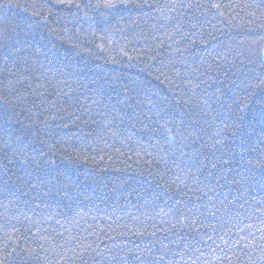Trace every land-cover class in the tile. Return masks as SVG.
<instances>
[{"label": "trees", "instance_id": "trees-1", "mask_svg": "<svg viewBox=\"0 0 264 264\" xmlns=\"http://www.w3.org/2000/svg\"><path fill=\"white\" fill-rule=\"evenodd\" d=\"M104 2L0 0V264H264V0Z\"/></svg>", "mask_w": 264, "mask_h": 264}, {"label": "snow or ice", "instance_id": "snow-or-ice-1", "mask_svg": "<svg viewBox=\"0 0 264 264\" xmlns=\"http://www.w3.org/2000/svg\"><path fill=\"white\" fill-rule=\"evenodd\" d=\"M104 7V8H115L117 7V5L113 2V0H105V2L103 3V5H100L98 4L97 7ZM76 7H80V5H76ZM213 7H219V5H213ZM165 131L167 133H169V139H174V137H171L170 133L172 132V129L171 128H167L165 126ZM261 168H264V164H261ZM212 191H215V189L213 188ZM205 195H207V193H205ZM206 207V206H205ZM221 208L223 209V211H221ZM191 211V209H189ZM229 212V209L227 207H225L223 205V202H220V208H217L216 211H212L211 209H209V215L213 216V217H217L218 216V213H219V219L223 222L221 224V227L224 226V224L228 223L230 220H231V215L229 214L228 216V220H225L224 218V213H228ZM199 221V217H197L196 219H191L189 221V223L193 226H195L197 224V222ZM201 224H203L202 221H200ZM204 227L208 228L209 232H212L215 230L216 228V225L215 224H212L210 226H207V225H204ZM249 228L252 227L251 225L248 226ZM195 231L199 232V228H194ZM241 231H243V229H240ZM228 231H231V229H228ZM261 231H264V229H261ZM227 234V233H225ZM213 237L212 235H209L208 236V240H212ZM221 240H223V243L224 244H227L228 241L227 240H224L223 236L221 237ZM208 241H205V243H207ZM238 243V242H237ZM235 246V245H234ZM248 245H244V247H247ZM217 247H220L219 245H217ZM213 252L216 251L215 248L212 249ZM223 250V249H222ZM197 251H199V249H197ZM225 258H228V259H231L230 257H220V256H217V259H225ZM193 264H195V261H193Z\"/></svg>", "mask_w": 264, "mask_h": 264}]
</instances>
